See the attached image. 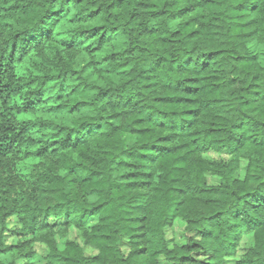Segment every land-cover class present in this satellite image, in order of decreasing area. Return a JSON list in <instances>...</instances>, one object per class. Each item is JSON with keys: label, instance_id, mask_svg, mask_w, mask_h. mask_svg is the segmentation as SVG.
<instances>
[{"label": "trees", "instance_id": "trees-1", "mask_svg": "<svg viewBox=\"0 0 264 264\" xmlns=\"http://www.w3.org/2000/svg\"><path fill=\"white\" fill-rule=\"evenodd\" d=\"M20 260L264 264V0H0V264Z\"/></svg>", "mask_w": 264, "mask_h": 264}, {"label": "rangeland", "instance_id": "rangeland-1", "mask_svg": "<svg viewBox=\"0 0 264 264\" xmlns=\"http://www.w3.org/2000/svg\"><path fill=\"white\" fill-rule=\"evenodd\" d=\"M207 156L209 158H212V159H227L228 158V155H224V154H217V153H209L207 154ZM13 160H12V164H13V167L15 169H20L21 168V173L22 174H26L28 169V165L30 164H33L34 162H36V159L32 158V159H29L27 161H22L20 159H17L15 155H13ZM20 160V161H19ZM28 164V165H27ZM20 174V173H19ZM21 175V174H20ZM217 179L213 182H216ZM12 222V221H15V217L13 218H10L9 219V222ZM76 236V234H75ZM169 236H171V238H173V242L174 243H183L186 238L188 237V234L184 231V225H180V224H174V231L173 230H170L169 231ZM69 238H74V234L71 232L70 235H68ZM14 241V240H13ZM65 242L64 239H58V246L59 248H61L63 246V243ZM34 248L35 250L39 253V254H44L45 251H47V247L44 245V244H41V243H35L34 244ZM41 263L39 264H44V262L42 261H39ZM19 264H23V262L20 260L18 262Z\"/></svg>", "mask_w": 264, "mask_h": 264}]
</instances>
